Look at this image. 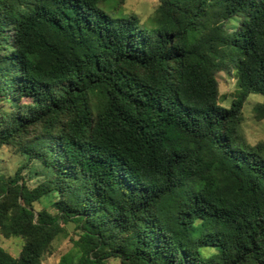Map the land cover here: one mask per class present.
<instances>
[{
	"label": "trees",
	"instance_id": "16d2710c",
	"mask_svg": "<svg viewBox=\"0 0 264 264\" xmlns=\"http://www.w3.org/2000/svg\"><path fill=\"white\" fill-rule=\"evenodd\" d=\"M114 1L0 0V146L50 169L0 175V234L23 239L0 264H41L65 222L56 264H264V142L239 131L249 94L264 119V0H159L147 25Z\"/></svg>",
	"mask_w": 264,
	"mask_h": 264
},
{
	"label": "rangeland",
	"instance_id": "374dc122",
	"mask_svg": "<svg viewBox=\"0 0 264 264\" xmlns=\"http://www.w3.org/2000/svg\"><path fill=\"white\" fill-rule=\"evenodd\" d=\"M159 0H116L106 5H101L112 14H134L140 24L147 25L148 19ZM218 89V103L228 108L233 95L236 93V77L234 69L223 62L221 69L215 73ZM263 102L260 94H249L241 107V120L239 131L246 143L255 145L264 142V119L255 118L253 109ZM4 109L13 107L11 103H0ZM22 166V167H21ZM23 181L29 188H32L50 175V169L42 165L37 160L27 161L26 155L17 150L13 145L0 146V175L8 179L14 175L18 168ZM57 198L55 194H48L33 204L35 210L47 209L52 214L55 213L51 203ZM60 231L51 240L48 250L41 256V264H56L61 255L73 252L77 256L74 242L78 238V230L73 222L60 223ZM23 239L11 236L8 238L0 234V247L12 257H17L21 251ZM104 264H119L118 258H108Z\"/></svg>",
	"mask_w": 264,
	"mask_h": 264
}]
</instances>
